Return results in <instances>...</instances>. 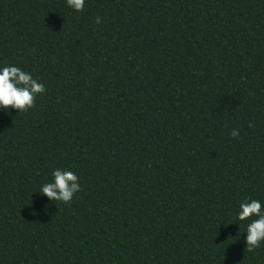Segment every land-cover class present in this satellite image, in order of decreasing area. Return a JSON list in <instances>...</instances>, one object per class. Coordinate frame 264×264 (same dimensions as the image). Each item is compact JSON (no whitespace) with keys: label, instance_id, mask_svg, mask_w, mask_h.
<instances>
[{"label":"trees","instance_id":"trees-1","mask_svg":"<svg viewBox=\"0 0 264 264\" xmlns=\"http://www.w3.org/2000/svg\"><path fill=\"white\" fill-rule=\"evenodd\" d=\"M3 63L46 91L0 110V264H264L219 225L264 201V0H0Z\"/></svg>","mask_w":264,"mask_h":264},{"label":"clouds","instance_id":"clouds-1","mask_svg":"<svg viewBox=\"0 0 264 264\" xmlns=\"http://www.w3.org/2000/svg\"><path fill=\"white\" fill-rule=\"evenodd\" d=\"M66 7L75 12L83 10L85 0H65ZM97 23L100 18H96ZM46 91L45 85L31 71L22 69L11 63L0 64V110L9 113L10 110L26 112L34 107L35 99ZM236 137V129L231 131ZM81 190V184L77 174L68 169L53 168L51 178L41 183L38 187V195L47 198L48 201L67 204L74 194ZM47 210V209H45ZM242 222L243 241L245 249L254 253L264 244V201L258 198L244 197L238 203L234 213V220H220V224L227 226Z\"/></svg>","mask_w":264,"mask_h":264}]
</instances>
